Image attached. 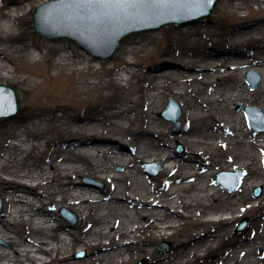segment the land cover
<instances>
[{"label":"bare ground","instance_id":"6f19581e","mask_svg":"<svg viewBox=\"0 0 264 264\" xmlns=\"http://www.w3.org/2000/svg\"><path fill=\"white\" fill-rule=\"evenodd\" d=\"M32 6L27 0H18L12 8L0 4L1 80H13L20 71L18 59L29 55L31 65L44 60L60 71L55 77L68 80L62 89L59 84L52 90L50 100L58 91L66 95L122 89L124 81L137 82L140 92L134 109L98 106L79 113L58 104L48 118L46 113L36 114L47 120L46 130L29 127L35 119L28 123L7 118L1 123L8 139L0 141V195L8 215L0 220V239L9 247L0 242V264H133L141 256H151L153 264H193L210 255L218 257L215 264H261L255 253L264 248V131L254 134L245 115L233 107L253 104L264 115V23L237 36L222 35L217 46L228 50L222 54L187 34L171 36L157 56L161 65L150 69L144 62L155 52L149 44L157 36L133 35L118 47L111 62L101 60L96 68L94 56L68 51L62 43H35L47 52H31L21 19ZM244 67H254L260 74L257 88L251 89L240 76ZM89 75L96 80H86ZM40 84L34 82L33 87ZM168 94L181 101L189 122L181 133H172L156 116ZM130 112H137L138 128ZM101 132L113 134L120 143L88 139ZM170 140H182L187 151L177 156L173 148L165 147ZM123 143L134 148L133 158L126 159ZM145 159L162 163L166 183L153 184L146 178L136 166ZM118 165L123 170L107 176ZM215 169L246 170V176L230 190L214 184ZM79 175L105 176L104 197L75 184ZM257 188L262 191L258 196ZM44 193L48 196L42 197ZM48 204L67 205L80 214L87 211L82 220L88 228L69 240L63 238L59 233L63 223L53 225L56 215L43 211ZM245 217L251 220V229L234 235L233 225ZM131 237L133 243L128 241ZM164 239L174 246L157 253L153 247ZM68 244L84 245L90 256L75 263L65 255Z\"/></svg>","mask_w":264,"mask_h":264},{"label":"rangeland","instance_id":"374dc122","mask_svg":"<svg viewBox=\"0 0 264 264\" xmlns=\"http://www.w3.org/2000/svg\"><path fill=\"white\" fill-rule=\"evenodd\" d=\"M27 1L33 2L32 11H27L26 16L23 19H21L22 22L21 30L25 31L28 34V37L30 39L31 52L33 51L36 54L46 53L47 50L45 48H36L35 43L46 44L48 42H52L57 44L62 43L64 48H66L68 51L70 50L81 51L84 52L85 54H89L90 56H94L88 53L86 50H84L77 42L69 38L58 37L55 39H46L42 37L40 34L36 33L33 27L32 14L35 11V9L40 5L34 3L35 2L34 0H27ZM39 1L41 2L42 5L52 0H39ZM0 4L1 6H5L6 8H12L14 6H17L18 0H3L2 3ZM2 13L3 12L0 10V14ZM262 22L264 23V0H221L209 17L202 18L198 22H190L187 24H183L182 26H177L175 24H168L161 27L159 30H155V31L134 32L128 35L127 37H125L122 40L121 44L127 38L133 35L152 34L154 36H157V40L149 44L151 50L152 51L155 50V52H152L153 54L149 56L150 58L148 60H145L144 62L145 66L149 67L150 69L161 65L162 62H160L157 56L160 53V51H162L167 46V44L169 43V38L171 36L181 37V35L187 34L190 37V39L193 40L194 42L209 44L219 54H222L228 51L225 48H221L217 46L222 35L229 33L228 34L229 36H233V35L237 36L241 34L242 31L252 29ZM181 29L183 30V33H179ZM229 30L231 31L229 32ZM262 34H263L262 36L264 37V32H262ZM113 56L105 61L111 62ZM94 57L97 59V62H95L94 66L96 68L100 67L101 66L100 61L102 59H99L96 56ZM29 59H30L29 55H26L18 59V66L20 68V71L14 74L15 78L13 80L7 79L3 81L0 79V85L13 86L16 89H18L21 94V103H22L21 111L16 117L9 118L11 119V121L23 120L29 123L31 119H35L34 120L35 124L32 125L29 123L28 124L29 127L31 128L40 127L41 129L46 130L49 127L47 120L42 121V119L40 120L36 118V114L46 113L47 116L44 115V118H48L50 111L56 108L58 104H66L69 106V108H71V110L73 111L76 110L79 113H85L86 110H88L89 108H95L98 106L101 107L114 106L121 108L123 110L134 109L136 107V101L139 99V92H140L139 85L137 82L128 85L127 82L125 81L123 82L125 85L124 88L122 89L113 88L104 91L96 90L91 94H87V93L77 94L75 92H70L66 95L58 91L54 93V95H56V98L54 100H50L49 97L51 93H53L52 90H58V88L57 89L55 88L59 84H61L59 88L62 89L66 85L68 80L64 79V75L59 76L58 78L55 77L58 73H60V71L52 69L49 66L48 62L42 60L37 65H31L29 63L30 62ZM252 70L258 73L256 68L254 67H244L242 68L240 74L242 79L247 83V85L250 88L251 86L246 80V74L247 72ZM74 78L76 80H79L82 77H80V75H74ZM18 79H20L21 81H19ZM85 79L89 80L90 82L92 80H96L94 78H91L90 75ZM34 82L41 84L37 88H34L33 87ZM169 105L172 106L173 112L181 113V117L179 118V122L181 123V126L177 130L175 129L174 123L172 121L162 118L160 116L167 109ZM249 105H253V104H249ZM245 107L246 105L244 106L242 103H237L234 105L233 108L236 111H240L241 115L244 117ZM58 113H61V111L58 110ZM156 116L158 118L165 120L169 124V128L172 133H181L182 131H184L185 128L189 126V122H187L185 119V113L182 107V103L174 95L168 94L164 97L162 107H160L157 110ZM129 117L136 121L135 127L138 128L140 126V122L137 112H130ZM4 121L5 119H0V127H1V123ZM128 124H129L128 121L126 120L122 121V125L124 127H127ZM20 129L24 131L25 127L21 126ZM251 130L254 134H257L252 128ZM50 135H52V133L48 134V136ZM70 136L73 137L75 141H77L80 137L79 135H75V134H72ZM114 137L115 136L111 133L101 132L96 135L88 136V139L92 140L96 144H105L110 141L119 142V140L113 139ZM7 139L8 136L2 133L0 128V141L2 140L6 141ZM123 146H125V150L129 155L126 157V159L133 158L136 155V151L131 145L123 143ZM165 147L173 148L177 156H182L187 151V146L182 140H170V142H167ZM148 160L149 159H145L143 161L137 162L136 166L144 170V175L146 176L147 179H150L153 182V184H156L158 180L160 181L161 184L166 183V179L161 175L162 163L158 160L156 161L153 160L148 161ZM122 170L123 167L121 165H118L117 167H115L113 172L107 173V176H112L114 172H121ZM158 170H159L158 175L154 176V173H156ZM222 170L223 169L220 170L215 169L217 173L214 178V184H216L217 175ZM105 178H106L105 176H102V178H95L90 175H79L77 178L74 179V182L77 185H81L83 187L93 189L94 191L92 195L103 198L104 197L103 193L107 188V181H108V179ZM34 184L35 182L32 183V185ZM41 196L47 197L48 194L44 193ZM60 200H61V196L57 195L56 201L60 202ZM36 205L37 207H39L41 204L40 202H36ZM43 211L56 215L55 220L52 221L53 225H58L60 221L63 223V228L59 230V233H61L63 238H66L67 240H69L70 238H72V236L78 234L79 232L86 231V229L88 228V225L84 224L82 220L83 216L86 215L87 211H85L84 214H80L79 212L70 208L67 205L61 206V205H50V204L45 205ZM7 215L8 214L7 211L5 210L4 197L0 195V220L7 218ZM246 219H248L247 225L243 229H240V226L244 223ZM251 227H252L251 220L248 217H245L242 220H240V222L233 225L232 233L234 235L235 234L245 235V233H247L251 229ZM253 229L255 233L259 235V229L256 227H254ZM140 237L142 239H145V234H141ZM128 241L133 243L135 239L131 237L130 239H128ZM0 242H2L5 246L9 247L7 240L0 239ZM107 242H108L107 239L103 240L104 245L107 244ZM173 246H174V242L172 240L164 239L161 240L157 244V246H154L153 249L157 253H165L169 251ZM65 248H66L65 255L70 257V259L75 263L81 260H86L90 256L89 254L90 251H88L87 248L82 244H77L74 247H72L71 244H68L65 246ZM103 251H106V249H103L100 252ZM255 256L256 259L257 257L259 258L258 261L261 264H264V248L258 249L255 253ZM46 257H47L46 260L48 261L51 260L50 256H46ZM151 258H152L151 256H141L137 258L133 264H153ZM217 260L218 257L216 255H210L206 258V260L201 259L193 264H215Z\"/></svg>","mask_w":264,"mask_h":264},{"label":"water","instance_id":"95a60500","mask_svg":"<svg viewBox=\"0 0 264 264\" xmlns=\"http://www.w3.org/2000/svg\"><path fill=\"white\" fill-rule=\"evenodd\" d=\"M219 1L173 0L171 3L160 5L157 14L138 18H104L99 15H92L89 18L82 14L81 7L83 6L77 3V0L53 1L35 10L33 25L35 31L45 38L67 37L78 42L84 49L99 58L108 59L114 55L121 41L129 34L158 30L162 26L172 23L183 25L191 21L198 22L200 19L210 16ZM59 9H61L60 13L58 12ZM247 80L253 88H256L261 82V78L254 71L248 72ZM0 93L8 94L13 101L12 111L6 116H16L21 110L19 91L12 86H0ZM170 108L171 106L161 116L173 120L179 127L178 119L181 114L170 118L168 116ZM246 113L251 126L257 132L264 131L262 113L253 106H247ZM256 115L260 117L259 123L255 119ZM3 116L5 115L0 114V118ZM226 177H235V186L232 187L234 190L239 186L243 173L234 174L223 171L219 174L218 181L222 182ZM256 195H259V190ZM245 224L242 227H245Z\"/></svg>","mask_w":264,"mask_h":264},{"label":"snow or ice","instance_id":"6c2138e0","mask_svg":"<svg viewBox=\"0 0 264 264\" xmlns=\"http://www.w3.org/2000/svg\"><path fill=\"white\" fill-rule=\"evenodd\" d=\"M173 0H77L82 5V14L88 16L99 15L104 18L124 17L138 18L155 15L160 5Z\"/></svg>","mask_w":264,"mask_h":264}]
</instances>
